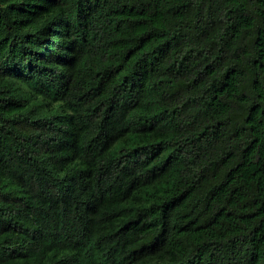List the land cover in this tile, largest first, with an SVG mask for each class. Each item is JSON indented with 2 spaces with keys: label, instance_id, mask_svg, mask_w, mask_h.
Wrapping results in <instances>:
<instances>
[{
  "label": "trees",
  "instance_id": "16d2710c",
  "mask_svg": "<svg viewBox=\"0 0 264 264\" xmlns=\"http://www.w3.org/2000/svg\"><path fill=\"white\" fill-rule=\"evenodd\" d=\"M0 264H264V0H0Z\"/></svg>",
  "mask_w": 264,
  "mask_h": 264
}]
</instances>
